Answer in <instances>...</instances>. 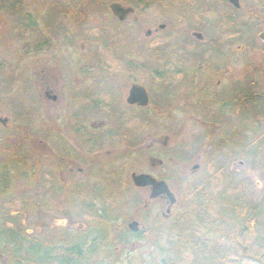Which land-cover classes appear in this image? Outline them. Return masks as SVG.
Returning <instances> with one entry per match:
<instances>
[{
	"label": "flooded vegetation",
	"instance_id": "obj_1",
	"mask_svg": "<svg viewBox=\"0 0 264 264\" xmlns=\"http://www.w3.org/2000/svg\"><path fill=\"white\" fill-rule=\"evenodd\" d=\"M7 35L0 264H126L264 145V0H41Z\"/></svg>",
	"mask_w": 264,
	"mask_h": 264
},
{
	"label": "rangeland",
	"instance_id": "obj_2",
	"mask_svg": "<svg viewBox=\"0 0 264 264\" xmlns=\"http://www.w3.org/2000/svg\"><path fill=\"white\" fill-rule=\"evenodd\" d=\"M95 13L98 17V13ZM18 19L23 24L37 26L41 22V0H0V58L3 63L12 57V50L14 53L17 51L7 34L18 24ZM101 23L100 19L98 24ZM84 49L87 51V47ZM80 55L82 53L78 56ZM3 63H0V70H4ZM6 86L5 81L0 80V117L11 115L6 103V93H2ZM13 91L15 94L20 93L16 84ZM14 118H17L16 115ZM50 119L53 120L52 116ZM41 120L49 119L41 116ZM259 132L260 129L255 132V138H258ZM8 134L6 126L0 124V153L6 151ZM29 148L31 152H38L37 142L30 143ZM2 156H6V153ZM255 156L256 160H249L241 168L236 160L235 169H239L236 176L230 173V165L226 163L229 173L217 196L211 193L204 198L194 192L190 197L184 198V190L180 191L183 198L180 200L181 208L177 217L181 224H175L177 226L168 241L147 236L140 241L139 246H135L138 244L128 243V240L126 251L129 255L126 257V264H264V145H261ZM126 158L127 172L145 165L146 160L141 158L136 162L130 157ZM110 161V168L116 166L117 161ZM32 162L29 161V164ZM244 167L251 168V177L244 173ZM189 183H193V180ZM126 185L128 204L132 194L130 184ZM4 191L5 188L0 189V201L6 203L9 201V194L8 191L4 194ZM216 202L220 205L217 206ZM11 209L5 210L9 212ZM29 211L30 216L35 218V213H40L41 209L33 208ZM132 213L134 214L128 208L127 218ZM143 225L151 228L150 224ZM33 227L36 226L32 225Z\"/></svg>",
	"mask_w": 264,
	"mask_h": 264
},
{
	"label": "water",
	"instance_id": "obj_3",
	"mask_svg": "<svg viewBox=\"0 0 264 264\" xmlns=\"http://www.w3.org/2000/svg\"><path fill=\"white\" fill-rule=\"evenodd\" d=\"M131 176H132V179H133V183H134L135 185L143 184V183H145V182L143 181V179H148V178H149L147 175H136V174H134V173H133ZM158 184L164 186V184H163L162 182H159ZM129 225H130V227H132L133 229H136V225H137V223H136L135 221H133V222H131Z\"/></svg>",
	"mask_w": 264,
	"mask_h": 264
},
{
	"label": "trees",
	"instance_id": "obj_4",
	"mask_svg": "<svg viewBox=\"0 0 264 264\" xmlns=\"http://www.w3.org/2000/svg\"><path fill=\"white\" fill-rule=\"evenodd\" d=\"M261 115H264V113L263 114H261ZM6 180H5V177L4 176H1L0 177V183H4ZM254 263H257V262H254Z\"/></svg>",
	"mask_w": 264,
	"mask_h": 264
}]
</instances>
